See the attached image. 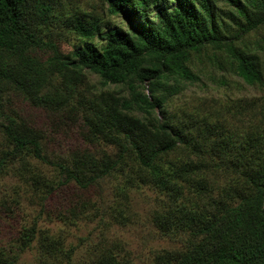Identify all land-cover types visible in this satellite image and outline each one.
Listing matches in <instances>:
<instances>
[{
  "label": "trees",
  "instance_id": "16d2710c",
  "mask_svg": "<svg viewBox=\"0 0 264 264\" xmlns=\"http://www.w3.org/2000/svg\"><path fill=\"white\" fill-rule=\"evenodd\" d=\"M96 1L107 5L105 16L93 13ZM225 2L238 12L231 40L212 0H91V14L80 8L82 0H0V116L6 122L0 180L17 164L28 171L30 159L52 163L43 132L10 108L20 98L83 127L82 145L55 165L60 187L88 193L113 177L124 181V194L145 185L168 197L152 224L181 243L157 253L152 264H264V111L244 100L170 109L182 81H200L189 63L208 46H224L245 83L263 82L257 58L235 43L264 26V0ZM67 34L79 41L72 52L60 44ZM87 72L127 95L99 90ZM44 175L31 169L26 184L40 192H25L43 207L55 192ZM19 201L4 198L0 210L12 212ZM67 206L60 211L65 223L95 219L91 200ZM86 238L67 248L64 237L42 230L37 219L12 247L0 245V264H21V255L35 247L38 264H133L105 233L97 242L91 232ZM87 242L90 257L82 259Z\"/></svg>",
  "mask_w": 264,
  "mask_h": 264
},
{
  "label": "rangeland",
  "instance_id": "374dc122",
  "mask_svg": "<svg viewBox=\"0 0 264 264\" xmlns=\"http://www.w3.org/2000/svg\"><path fill=\"white\" fill-rule=\"evenodd\" d=\"M212 1L226 24L223 35L228 40L233 39L238 31L233 20V16L238 15L237 10L225 0ZM173 6L175 5L171 4L168 8L172 9ZM93 7H95L93 13L101 16L107 14V5L104 3L96 1ZM80 8L91 14L93 11L91 0H82ZM115 22L119 25L121 19H115ZM78 43L77 37L72 34H67L60 40L64 52H72ZM235 45L248 55L257 58L263 82L256 86L245 83L233 71V57L228 50L224 46L220 48L208 46L201 54L193 55L189 63L190 69L200 81L195 83L182 81L183 91L172 99L170 107L172 111L191 110L202 104H235L238 100H244L245 104L254 102L255 105H252V108L260 111V114L264 111V26L246 35ZM40 55L46 58V55ZM87 74L88 82L99 90H116L122 95H127L126 88L114 85L104 87L97 75L88 72ZM141 90L146 92L144 88ZM10 108L16 109L31 125L43 132L45 152L48 160L54 165L30 159L31 166L28 171H22V166L17 164L8 176L0 180V200L4 198H10L11 201L20 200L19 207H11L12 212L5 209L0 210V245L5 248L12 247L20 230L23 227L32 226L34 221L39 219L42 230H49L50 234L56 238L62 236L66 239L67 248L70 245L76 246L82 238L86 241L90 232L92 242H97L103 232L110 242L120 244L123 248L121 256L131 260L133 264H152L157 253L180 246V241H173L161 235L152 224L153 213L168 200L167 196L158 192L154 187L136 186L128 189L124 194L120 192L125 186L124 181L113 177L100 182L88 193L78 190L74 185L60 187L55 165L57 162L64 161L82 145V126L35 109L20 98H15ZM5 123L0 116V152L6 148L1 127ZM98 148L92 149L99 151ZM31 169L45 174L44 177L49 181L53 180L55 184V192L48 198L45 207L38 196L34 198L31 194L25 193L40 192L33 191L30 184H26ZM14 192H17V196ZM81 199L91 200V211L95 217L93 222L87 225L72 226L62 221L60 219L61 209ZM92 242L86 243L80 258L90 257L88 248ZM39 260L36 247L21 255V264H38Z\"/></svg>",
  "mask_w": 264,
  "mask_h": 264
}]
</instances>
